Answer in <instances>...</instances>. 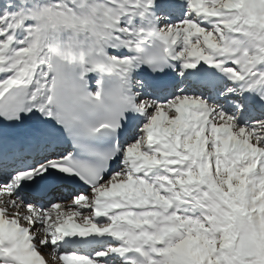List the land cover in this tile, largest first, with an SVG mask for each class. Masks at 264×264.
<instances>
[{"label":"snow or ice","instance_id":"obj_1","mask_svg":"<svg viewBox=\"0 0 264 264\" xmlns=\"http://www.w3.org/2000/svg\"><path fill=\"white\" fill-rule=\"evenodd\" d=\"M0 264H264V0H0Z\"/></svg>","mask_w":264,"mask_h":264}]
</instances>
